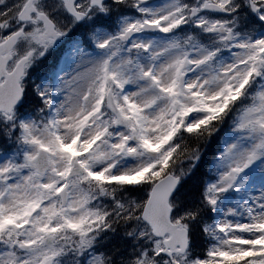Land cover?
<instances>
[{
    "label": "snow or ice",
    "instance_id": "obj_1",
    "mask_svg": "<svg viewBox=\"0 0 264 264\" xmlns=\"http://www.w3.org/2000/svg\"><path fill=\"white\" fill-rule=\"evenodd\" d=\"M0 264H264V0H0Z\"/></svg>",
    "mask_w": 264,
    "mask_h": 264
},
{
    "label": "rangeland",
    "instance_id": "obj_2",
    "mask_svg": "<svg viewBox=\"0 0 264 264\" xmlns=\"http://www.w3.org/2000/svg\"><path fill=\"white\" fill-rule=\"evenodd\" d=\"M213 148L215 147V144H213V146H212Z\"/></svg>",
    "mask_w": 264,
    "mask_h": 264
}]
</instances>
